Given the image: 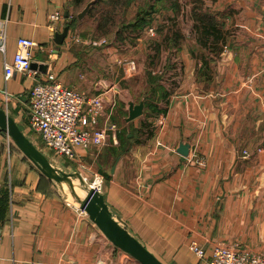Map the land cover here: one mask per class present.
Segmentation results:
<instances>
[{
    "label": "crops",
    "instance_id": "obj_1",
    "mask_svg": "<svg viewBox=\"0 0 264 264\" xmlns=\"http://www.w3.org/2000/svg\"><path fill=\"white\" fill-rule=\"evenodd\" d=\"M201 1L214 28L198 29L191 7L190 28L176 23L172 32L181 37L157 49L158 28L178 19L171 3L168 14L156 11L138 32L106 39L90 22L103 0H0V19H8L0 106L56 168L82 177L91 171L97 179L91 186L165 264H210L217 245L264 253V0ZM20 38L42 46L32 52V69L43 79L53 74L103 99L94 126L106 132L105 141L78 145L70 157L30 130L34 81L20 72L6 80L4 71ZM131 49L148 57L140 56L134 70L128 62L117 65ZM140 102L143 114L128 120L130 106ZM65 189L0 129V264H141Z\"/></svg>",
    "mask_w": 264,
    "mask_h": 264
},
{
    "label": "built area",
    "instance_id": "obj_2",
    "mask_svg": "<svg viewBox=\"0 0 264 264\" xmlns=\"http://www.w3.org/2000/svg\"><path fill=\"white\" fill-rule=\"evenodd\" d=\"M53 21L59 15L53 14ZM8 19H0V50L5 51L6 25ZM150 36L155 37L154 28H149ZM42 46L33 39L20 38L12 63H5V79L10 80L20 72L30 77L34 83L27 104L29 128L42 137L45 144L57 152L74 157L78 145L85 147L94 142L106 140V132L95 128L98 117L103 113L104 104L100 96H92L64 86L50 74L43 79L37 70L32 69V52ZM129 67L134 70L132 61ZM10 96H7V100ZM96 190L99 186L94 185ZM2 235L0 233V242ZM192 249L201 257L204 250L196 242ZM210 264H264V253H255L242 247L217 245L210 258Z\"/></svg>",
    "mask_w": 264,
    "mask_h": 264
},
{
    "label": "water",
    "instance_id": "obj_3",
    "mask_svg": "<svg viewBox=\"0 0 264 264\" xmlns=\"http://www.w3.org/2000/svg\"><path fill=\"white\" fill-rule=\"evenodd\" d=\"M66 34L67 30L64 35ZM59 40L61 41V38ZM31 67L35 68V64L32 63ZM143 111V102L132 105L130 106L127 119H135L142 115ZM0 129L14 141L16 146L44 175L58 184L67 186L69 189V192H66L67 197L79 204L113 244L130 254L141 264H165L137 237L129 232L126 223L109 207L104 195L100 191L96 190L93 186H88L84 188V195L79 193L77 183L83 181L82 175L79 172H65L56 168L42 150L24 133L14 118L1 106ZM179 150L183 154H187L188 147L181 145Z\"/></svg>",
    "mask_w": 264,
    "mask_h": 264
},
{
    "label": "rangeland",
    "instance_id": "obj_4",
    "mask_svg": "<svg viewBox=\"0 0 264 264\" xmlns=\"http://www.w3.org/2000/svg\"><path fill=\"white\" fill-rule=\"evenodd\" d=\"M158 1V2H157ZM105 0L103 1V7L97 12V15L94 19H92L91 26L94 28H97L96 32H99L100 35L103 34L106 39L113 38V35L117 31H123L126 28L124 26L130 25L134 20L136 14L143 11H148L152 8H150L153 4L154 11H152V15L155 14L156 10H164L166 14H168V10L170 7V1L168 0ZM189 1V2H188ZM180 4L182 5L181 9L179 10L178 19L175 18V24L179 23L180 29L188 30L190 27V22H192L190 18V14L188 13V10L193 6V0H180ZM156 18V17H154ZM157 22H167L164 18H159ZM169 22V21H168ZM170 23V22H169ZM167 24V23H165ZM139 29H135V32H138ZM112 33V34H110ZM109 42L112 41L108 40ZM124 44H126L124 42ZM123 45V44H121ZM151 53V54H150ZM149 54L151 56L150 58L156 56V53L152 50ZM131 55H126L125 57H121L120 61L117 65H122L123 63H129L130 61L134 62L135 64L139 62L140 56L143 57V59H146L148 55L143 54L141 51H137L135 49H131L129 52ZM170 54V51L166 49L162 57L166 58ZM146 56V58H145ZM161 56V55H159ZM170 56V55H169ZM161 57H155L153 60L154 62L158 61ZM161 60V59H160ZM159 60V61H160ZM158 61L157 65L160 64ZM39 141V140H38ZM37 141V144L41 146V143ZM50 155V154H49ZM89 173V174H88ZM96 179V176L91 172L87 171L83 173V181L77 183V190L82 195L85 194L84 188L91 186L94 184ZM66 187V192H69V189ZM74 198V197H73Z\"/></svg>",
    "mask_w": 264,
    "mask_h": 264
},
{
    "label": "trees",
    "instance_id": "obj_5",
    "mask_svg": "<svg viewBox=\"0 0 264 264\" xmlns=\"http://www.w3.org/2000/svg\"><path fill=\"white\" fill-rule=\"evenodd\" d=\"M103 1H105V0H103ZM171 4L173 5L174 10L175 11L177 10L178 12H179V10L182 7V5L180 3H177V1L174 2V3L171 2ZM153 5H155V4H153ZM153 5L150 7L152 9H150L148 11H143L141 13L139 12L137 14L135 20L130 25L124 26L126 28L125 30L130 29L132 32H135V29L141 30L146 25H149L151 23V21L153 20L151 18L152 17L151 13H152V11H154V6ZM202 6H203V2L201 0H193V6L191 8V12L193 13L192 17H194L195 21L198 23L197 24L198 25V29H201L203 31H204V29L205 30H209V29L211 30V29L214 28V25H211L208 22V18L201 11ZM173 18H169L170 23L165 24L163 26H160L158 28V33L161 35V38H160L161 41L156 43L157 49H158V46L160 47L162 44L165 47H168V45L170 47L171 46V42L176 41V40H178L181 37V35H180V33L178 31L172 32L173 28L176 27L175 20H172ZM166 25L168 26V29H167V31H165V34H163V37H162V31H164V29L166 30V27H167ZM168 32H170V33H168ZM152 58L154 59L155 56L152 57ZM153 63H154V60H153Z\"/></svg>",
    "mask_w": 264,
    "mask_h": 264
}]
</instances>
